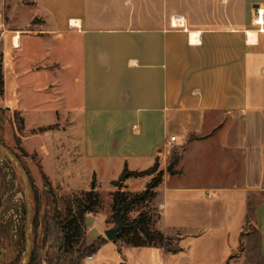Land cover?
Returning a JSON list of instances; mask_svg holds the SVG:
<instances>
[{"label": "crops", "instance_id": "1", "mask_svg": "<svg viewBox=\"0 0 264 264\" xmlns=\"http://www.w3.org/2000/svg\"><path fill=\"white\" fill-rule=\"evenodd\" d=\"M0 64L53 189L142 191L113 182L159 162L130 214L180 250L108 240L125 264H264V0H0Z\"/></svg>", "mask_w": 264, "mask_h": 264}, {"label": "rangeland", "instance_id": "2", "mask_svg": "<svg viewBox=\"0 0 264 264\" xmlns=\"http://www.w3.org/2000/svg\"><path fill=\"white\" fill-rule=\"evenodd\" d=\"M5 74L7 90L10 94L13 83L12 74L8 68ZM6 100L9 104L13 103L12 97L7 96ZM21 132L19 116L10 108H6V104L0 98V264H22L24 260L27 247L29 202L32 204L33 234L31 236L36 256L34 264H49L48 257H52L55 263L58 254L57 240L60 235L55 225V212H58L63 219H68L70 211L76 210V197L81 196V191L53 189L51 192V189L46 187L39 155L25 156L21 150L24 149ZM177 150V147L171 148L170 163ZM14 155L20 156V162L15 160ZM100 190L102 193L100 209L87 214L89 223L86 222V242L88 244L100 236L99 228L96 226L99 218H103L107 229L117 224L106 181L103 180ZM129 217L132 218V214L129 213ZM253 229L254 226L251 224L249 230ZM103 235L105 236V231ZM74 244L78 247L80 240ZM120 251L108 245L96 255L93 254L95 255L93 259L86 257L82 264H121L124 260Z\"/></svg>", "mask_w": 264, "mask_h": 264}, {"label": "trees", "instance_id": "3", "mask_svg": "<svg viewBox=\"0 0 264 264\" xmlns=\"http://www.w3.org/2000/svg\"><path fill=\"white\" fill-rule=\"evenodd\" d=\"M3 93V68L2 64H0V95L2 96ZM19 121L21 122L22 129L23 120L20 116ZM40 130L43 131L44 128H41ZM21 150L25 156H30L24 149ZM16 156L20 160V156ZM177 160L178 154L176 153L172 159V163H175ZM125 172L127 173V177H139L153 173L155 176L142 191H122V187H120L112 193L113 209L115 212L116 210H119L120 217L125 225L117 241L131 246H161L167 251L178 252L180 247L175 243V237L167 236L163 232L152 227V210H142L134 218L129 217L130 212L139 210L141 206L150 201L154 195L156 187L162 182L164 172L159 170V162L156 161L153 166L144 171H128L126 169ZM43 176L46 179V187H49L52 192L53 187L51 186V183L44 173ZM121 183L120 180L113 182L117 187H119ZM80 195L81 196L76 197V210L73 212L70 211L68 219H63L58 212H55V225L60 234L57 240L58 254L55 263H53L54 259L52 257L47 256L49 264H82L86 257L98 253L103 245L108 242V239L105 236H99L98 239L90 244L86 242L87 214L96 212L101 207L100 193L96 190L95 179H93L91 183V188L87 191H82ZM54 203H57L56 196L54 197ZM79 240L80 245L77 247L74 243ZM35 258L32 237V249L28 264H34ZM121 264L125 263L122 262Z\"/></svg>", "mask_w": 264, "mask_h": 264}, {"label": "water", "instance_id": "4", "mask_svg": "<svg viewBox=\"0 0 264 264\" xmlns=\"http://www.w3.org/2000/svg\"><path fill=\"white\" fill-rule=\"evenodd\" d=\"M15 160L17 162H20V160L17 158L16 155H14ZM127 178V173L125 172L120 176V181L123 182ZM31 209H32V204L29 202V222H28V227H27V247H26V255L24 257V260L22 264H28L30 254H31V249H32V228H33V223H32V217H31ZM116 219H117V224L114 227L108 228L105 230V236L108 240L110 241H115L116 239L119 238V235L122 231V229L125 227L120 214L119 210H116Z\"/></svg>", "mask_w": 264, "mask_h": 264}, {"label": "built area", "instance_id": "5", "mask_svg": "<svg viewBox=\"0 0 264 264\" xmlns=\"http://www.w3.org/2000/svg\"><path fill=\"white\" fill-rule=\"evenodd\" d=\"M176 140V136H171V142H174ZM89 259L93 258V255L88 257Z\"/></svg>", "mask_w": 264, "mask_h": 264}]
</instances>
